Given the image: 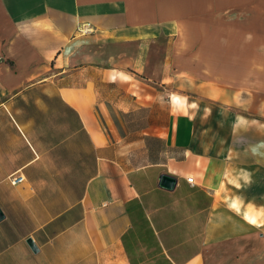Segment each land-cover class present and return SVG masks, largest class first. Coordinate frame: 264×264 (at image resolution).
Returning <instances> with one entry per match:
<instances>
[{"label":"crops","instance_id":"0c3cea01","mask_svg":"<svg viewBox=\"0 0 264 264\" xmlns=\"http://www.w3.org/2000/svg\"><path fill=\"white\" fill-rule=\"evenodd\" d=\"M0 208V264H264V0H0Z\"/></svg>","mask_w":264,"mask_h":264},{"label":"water","instance_id":"95a60500","mask_svg":"<svg viewBox=\"0 0 264 264\" xmlns=\"http://www.w3.org/2000/svg\"><path fill=\"white\" fill-rule=\"evenodd\" d=\"M176 183V177L169 174V173H164L161 175V180H160V184L164 185L165 187L168 188H172ZM4 214L0 208V219L3 218ZM28 243L30 244V246L34 249L37 250L38 247L36 245V243L33 241V239L31 237H29L27 239Z\"/></svg>","mask_w":264,"mask_h":264},{"label":"rangeland","instance_id":"374dc122","mask_svg":"<svg viewBox=\"0 0 264 264\" xmlns=\"http://www.w3.org/2000/svg\"><path fill=\"white\" fill-rule=\"evenodd\" d=\"M205 102H206L205 104H209V103H207L208 102L207 100ZM241 184L242 183H240L239 181L231 182L232 188L234 190H239L240 191ZM254 189H255L254 192H256L257 191L256 188H254ZM235 196H238V195H235ZM234 205H236V204H234ZM259 221H260L259 224L256 221L257 224H250V226L254 227L255 230H257V232H264V219L263 220L260 219Z\"/></svg>","mask_w":264,"mask_h":264},{"label":"built area","instance_id":"2783aa9c","mask_svg":"<svg viewBox=\"0 0 264 264\" xmlns=\"http://www.w3.org/2000/svg\"><path fill=\"white\" fill-rule=\"evenodd\" d=\"M23 179H24L23 175L19 174V173L14 174V175L11 176V181L13 183H17L18 181H21ZM188 181L193 182V177H188Z\"/></svg>","mask_w":264,"mask_h":264}]
</instances>
